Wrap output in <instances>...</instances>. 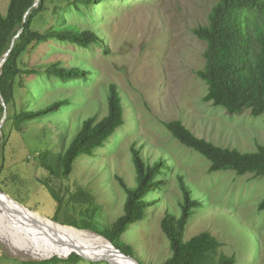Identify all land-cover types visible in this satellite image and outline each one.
Segmentation results:
<instances>
[{"label": "rangeland", "instance_id": "1", "mask_svg": "<svg viewBox=\"0 0 264 264\" xmlns=\"http://www.w3.org/2000/svg\"><path fill=\"white\" fill-rule=\"evenodd\" d=\"M70 1L50 0L49 11L36 19L35 27L44 30L53 25V9ZM9 2L0 0L4 14ZM215 3L216 0H111L94 5L93 17L89 14L91 20H83L85 23L78 17L67 22L78 21L83 28L95 29L103 46L95 45L86 51L49 42L25 56L26 67L61 61L66 66H84L95 74L87 84L54 85L44 77L22 76L30 93L28 109L40 110L66 98L72 100V105L59 115L29 121L22 131L7 124L6 139L0 144V190L52 219L59 203L43 183L50 174L38 155L47 150L62 153L85 119L103 118L108 113V87L114 82L123 96L125 124L111 143L92 155H81L69 177L51 180L64 196L58 222L73 226V221L81 223L94 213L95 223L105 228L124 213L126 192L119 177L129 187L137 186L131 152L134 145L147 164L165 159L171 167L161 177V187L147 198L152 202L147 219L131 225L122 236L140 263L163 264L172 256L161 223L167 213L181 215L179 176H184L193 188L194 198L204 200L205 205L190 218L185 240L208 231L222 242L221 252L236 256L237 264H264V211L258 210L264 198V176L239 175L233 170L211 172L210 161L183 145L165 125L180 119L198 137L243 152L255 151L258 143L264 144V115L254 117L246 111L231 116L223 107L204 100L208 86L197 71L205 65L207 43L193 29L208 24ZM22 91V87L18 88L19 106ZM29 93H24L23 102ZM0 105L3 106L1 98ZM1 132L2 128L0 135ZM80 190L90 195L88 202L71 199ZM54 256L58 255L50 258ZM50 258H31L0 240V264ZM77 264L109 262L84 259Z\"/></svg>", "mask_w": 264, "mask_h": 264}, {"label": "trees", "instance_id": "2", "mask_svg": "<svg viewBox=\"0 0 264 264\" xmlns=\"http://www.w3.org/2000/svg\"><path fill=\"white\" fill-rule=\"evenodd\" d=\"M10 0L6 14L0 6V61L13 47L0 69V92L6 102L7 116L2 126L0 144L6 139L7 124L22 131L26 123L33 119L59 115L65 107L72 105L66 98L57 100L40 109L26 107L30 93L23 85V75L44 77L49 85L91 82L94 71L80 65L66 66L61 61L37 67H26L24 57L32 54L40 45L53 42L56 45L72 46L75 49L91 51L95 45L103 46L101 35L92 28H83L78 21L68 24V20H91L94 5L111 0H72L65 6L53 9L55 23L44 30L35 27V21L49 11L50 0ZM127 3V2H125ZM90 14V17H89ZM84 22V21H83ZM85 23V22H84ZM194 34L207 43L204 52L205 65L197 71V76L208 86L205 101L223 107L231 116L250 111L254 117L264 115V0H216L208 24L193 29ZM108 52V49H106ZM24 89L21 105H18L17 91ZM24 93H29L23 102ZM26 98V96H25ZM108 113L101 119L92 116L84 120L81 129L72 138L62 153L44 151L38 155L41 165L48 170L50 177L43 183L58 201L57 213L52 218L58 221L64 196L52 184L54 178H67L74 170L77 159L92 155L96 150L113 141V136L125 124V105L120 88L110 83L107 94ZM0 120L4 107L0 105ZM172 135L183 145L199 152L210 161V171L233 170L239 175L253 173L264 176V144L258 143L257 149L243 152L238 148L217 145L205 138L198 137L182 120L165 123ZM132 161L136 171L137 186L129 187L119 177L126 192L124 213L111 226L100 228L93 220L94 213L81 223L73 221V226L99 233L128 255L135 257L131 245L122 241V236L131 225L145 221L152 202L148 197L164 183L171 167L167 160L161 159L153 165L147 164L141 150L131 148ZM2 156L0 154V162ZM183 202L181 215L176 217L167 213L161 226L167 235L172 256L163 264H237L235 255L221 252L222 242L208 231L201 232L185 240L186 226L195 212L203 208L204 200L194 198L193 188L179 176ZM90 195L83 190L73 193L76 202H88ZM264 211V198L258 205ZM84 258L72 253L68 258L54 256L43 261H18L19 264H77Z\"/></svg>", "mask_w": 264, "mask_h": 264}, {"label": "bare ground", "instance_id": "3", "mask_svg": "<svg viewBox=\"0 0 264 264\" xmlns=\"http://www.w3.org/2000/svg\"><path fill=\"white\" fill-rule=\"evenodd\" d=\"M0 240L35 259L66 257L79 251L109 264H137L118 252L103 235L61 224L6 194L0 197Z\"/></svg>", "mask_w": 264, "mask_h": 264}, {"label": "water", "instance_id": "4", "mask_svg": "<svg viewBox=\"0 0 264 264\" xmlns=\"http://www.w3.org/2000/svg\"><path fill=\"white\" fill-rule=\"evenodd\" d=\"M39 1H40V0H37V1H36L35 6L38 5ZM13 44H14V43H12L11 48L9 49V51L6 53V55L4 56V58L0 61V69L2 68L4 62L6 61L7 56H8V54L10 53V51H11V49H12V47H13ZM0 98H1V101H2V105L4 106V116H3V118H2V120H1V122H0V127H2L3 124H4V122H5L6 116H7V106H6V102H5V100H4V98H3L2 94H1V92H0ZM3 194H5V193H4L2 190H0V197H2ZM6 195H7V194H6ZM7 196H9V195H7ZM9 197H10V196H9ZM93 232H94V231H93ZM95 233H96V232H95ZM108 240H109V239H108ZM109 241L111 242V240H109ZM111 243H112V242H111ZM112 244H113V243H112ZM113 245H114V244H113ZM114 246H115V245H114ZM115 248H116L117 251L120 252L122 255H124V256L128 257L129 259L133 260V261L136 262L137 264H142V263H140L135 257L126 254V253L123 252L120 248H117L116 246H115ZM73 252L79 254V255H80L81 257H83L84 259H88V260H91V261H102V260L104 261V260H105V259H102V258L97 259V258L87 257L86 255L82 254V253L79 252V251H73Z\"/></svg>", "mask_w": 264, "mask_h": 264}, {"label": "clouds", "instance_id": "5", "mask_svg": "<svg viewBox=\"0 0 264 264\" xmlns=\"http://www.w3.org/2000/svg\"><path fill=\"white\" fill-rule=\"evenodd\" d=\"M90 231H91V230H90ZM100 235H101V234H100ZM73 253H74V252H73ZM71 254H72V253H71ZM71 254H70V255H71ZM70 255H69V256H70ZM69 256H68V257H69ZM68 257H67V258H68ZM98 262H100V261H98Z\"/></svg>", "mask_w": 264, "mask_h": 264}]
</instances>
